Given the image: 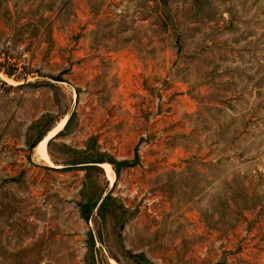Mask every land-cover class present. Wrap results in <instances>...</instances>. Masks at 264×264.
I'll return each mask as SVG.
<instances>
[{
  "label": "rangeland",
  "instance_id": "1",
  "mask_svg": "<svg viewBox=\"0 0 264 264\" xmlns=\"http://www.w3.org/2000/svg\"><path fill=\"white\" fill-rule=\"evenodd\" d=\"M0 264H264V0H0Z\"/></svg>",
  "mask_w": 264,
  "mask_h": 264
},
{
  "label": "bare ground",
  "instance_id": "2",
  "mask_svg": "<svg viewBox=\"0 0 264 264\" xmlns=\"http://www.w3.org/2000/svg\"><path fill=\"white\" fill-rule=\"evenodd\" d=\"M62 124L63 123H61L58 128H56L54 131H52L49 134V136L47 137L48 139H45L43 142H41L37 146L36 154L39 157V159L45 160V161H48L49 162V157H48L47 152H46V143L50 139L51 136L55 135L57 132H59L61 130V128L63 127ZM103 167L107 170V172L109 173V175L111 176V178L114 179V174H113V171H112L110 165L105 164V165H103Z\"/></svg>",
  "mask_w": 264,
  "mask_h": 264
}]
</instances>
